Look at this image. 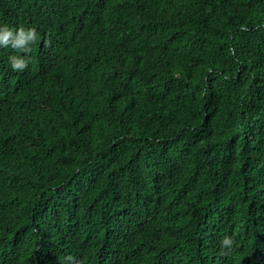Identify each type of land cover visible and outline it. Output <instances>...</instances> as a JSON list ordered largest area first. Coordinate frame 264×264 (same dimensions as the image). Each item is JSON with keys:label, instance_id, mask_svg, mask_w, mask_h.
Returning a JSON list of instances; mask_svg holds the SVG:
<instances>
[{"label": "trees", "instance_id": "1", "mask_svg": "<svg viewBox=\"0 0 264 264\" xmlns=\"http://www.w3.org/2000/svg\"><path fill=\"white\" fill-rule=\"evenodd\" d=\"M0 25L38 34L0 47V264H264V0H0Z\"/></svg>", "mask_w": 264, "mask_h": 264}, {"label": "clouds", "instance_id": "2", "mask_svg": "<svg viewBox=\"0 0 264 264\" xmlns=\"http://www.w3.org/2000/svg\"><path fill=\"white\" fill-rule=\"evenodd\" d=\"M38 39V34L35 28L19 29L0 25V47L10 46L13 49L30 51V46ZM9 63L13 70H24L28 65V59L19 55L9 56ZM233 244L232 238L225 236L221 240V245L224 248H231Z\"/></svg>", "mask_w": 264, "mask_h": 264}]
</instances>
